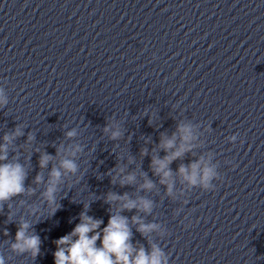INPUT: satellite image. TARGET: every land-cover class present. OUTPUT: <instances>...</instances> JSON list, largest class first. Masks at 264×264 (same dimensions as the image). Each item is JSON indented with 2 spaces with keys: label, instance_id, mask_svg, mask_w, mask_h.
I'll return each mask as SVG.
<instances>
[{
  "label": "clouds",
  "instance_id": "obj_1",
  "mask_svg": "<svg viewBox=\"0 0 264 264\" xmlns=\"http://www.w3.org/2000/svg\"><path fill=\"white\" fill-rule=\"evenodd\" d=\"M9 103L5 94V89L0 87V109ZM145 115L147 111H145ZM149 124L152 119L149 117ZM200 125L191 121L180 120L175 130L169 135L162 132L158 144L152 149L150 170L158 178L159 185L164 187L165 195L173 200L183 196L186 191L199 188L202 191H212L216 188L214 181L222 179L218 166L214 162L212 152L197 155V149L201 147L200 135L198 131ZM103 132L108 134L113 141L120 140L124 132L119 122L113 119L107 123ZM24 133L21 126L11 133H5L3 143H0V212L3 206L12 201L15 197L33 196L37 189L26 186L25 181L28 172L24 164L19 162L18 157L9 161V147L13 141ZM77 136L76 128L65 132V138L71 141ZM35 137L29 133L25 142L26 147H31V142ZM131 138H129L130 140ZM237 135L228 137L229 142H235ZM151 142V137L145 139V144ZM35 151L40 152L39 167L41 170L47 169L52 164L48 172L47 180H44L42 173H38L33 183L35 185L45 184L40 198L42 205H46L49 215L54 216L61 205L57 201V194L61 191V185L65 183V178L70 175L75 176L79 170L76 157L83 151L79 143H70L65 147L61 144L56 148V155L41 152L39 148ZM161 153H164L161 155ZM149 155L147 147L141 148L140 156ZM188 155L194 158L190 163H180L175 170L172 165L175 161H183ZM58 162H54L57 161ZM133 157L127 158V164H132ZM111 177L113 184L121 187L135 186L137 192H151L156 187V182L148 177L142 170L129 171L127 165L117 164L107 173ZM142 181V182H139ZM177 183L183 187L178 192ZM104 202L109 205V219L105 227L102 219H96L87 214L88 204L84 205V211L79 214L80 222L66 235L61 236L55 241L56 251L53 253L54 264H169V256L157 244L150 243V251L143 246L134 248L130 243L132 232L129 227V217L122 215L123 212L135 210L137 213L151 214L154 208V201L145 196L136 195L133 198L128 192L119 194L109 191ZM21 200L20 204L24 205ZM182 205L187 204L181 202ZM41 205L31 206L29 215L37 216L40 214ZM182 208L177 209V214ZM13 213L9 204L8 221L11 222ZM131 223L137 225L138 231L146 239L153 232H160L164 235L158 223H145L140 215H133ZM31 225L28 221L21 219L15 233L14 242L11 243V250L18 255L28 253L32 258L40 254L41 239L39 235L30 234ZM99 230V231H98ZM91 234V235H90ZM4 235L8 232L5 230ZM97 240L100 246L97 247ZM0 264H5L4 255L0 254Z\"/></svg>",
  "mask_w": 264,
  "mask_h": 264
}]
</instances>
